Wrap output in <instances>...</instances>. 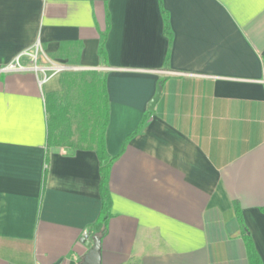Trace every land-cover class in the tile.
<instances>
[{
	"label": "crops",
	"instance_id": "1",
	"mask_svg": "<svg viewBox=\"0 0 264 264\" xmlns=\"http://www.w3.org/2000/svg\"><path fill=\"white\" fill-rule=\"evenodd\" d=\"M37 43L106 77L101 236L98 153L48 144L64 71L2 70ZM263 207L264 0H0V264H83L95 237L101 264H252L247 237L264 264Z\"/></svg>",
	"mask_w": 264,
	"mask_h": 264
},
{
	"label": "trees",
	"instance_id": "2",
	"mask_svg": "<svg viewBox=\"0 0 264 264\" xmlns=\"http://www.w3.org/2000/svg\"><path fill=\"white\" fill-rule=\"evenodd\" d=\"M168 29V23L166 22ZM106 37L100 42L99 53L106 61ZM64 94H49L46 97L48 110V144L62 147L94 149L101 163V191L103 208L99 219L91 228L95 235L101 236L107 230L110 218L109 170L115 158L106 149L105 134L109 124V97L106 88V77L94 71H64L62 74ZM145 115L139 131L147 118ZM76 132V134H75ZM238 211L239 208L237 207ZM264 211V207H263ZM239 218L242 219L239 214ZM252 264H263L250 237H247Z\"/></svg>",
	"mask_w": 264,
	"mask_h": 264
},
{
	"label": "built area",
	"instance_id": "3",
	"mask_svg": "<svg viewBox=\"0 0 264 264\" xmlns=\"http://www.w3.org/2000/svg\"><path fill=\"white\" fill-rule=\"evenodd\" d=\"M45 58L47 60L46 65L40 64V59ZM48 61L51 64H48ZM67 67L54 63L46 54L40 43H37L33 48L25 49L20 52L12 62L6 64L2 70H35L42 71L44 78H48V71L51 74H56L66 69ZM50 75V74H49Z\"/></svg>",
	"mask_w": 264,
	"mask_h": 264
},
{
	"label": "water",
	"instance_id": "4",
	"mask_svg": "<svg viewBox=\"0 0 264 264\" xmlns=\"http://www.w3.org/2000/svg\"><path fill=\"white\" fill-rule=\"evenodd\" d=\"M159 94H160V89L157 95L155 96V98L152 100L151 106L154 105ZM100 250H101V241L98 237H95L94 246H92L89 249V251L86 253L83 264H101Z\"/></svg>",
	"mask_w": 264,
	"mask_h": 264
},
{
	"label": "rangeland",
	"instance_id": "5",
	"mask_svg": "<svg viewBox=\"0 0 264 264\" xmlns=\"http://www.w3.org/2000/svg\"><path fill=\"white\" fill-rule=\"evenodd\" d=\"M41 60V59H40ZM54 63L58 64V65H61V66H64V67H67L68 65L62 63V62H56V61H53ZM48 64H51V62L48 61ZM46 65V64H45ZM65 70V69H64ZM64 70H62L61 72H63Z\"/></svg>",
	"mask_w": 264,
	"mask_h": 264
}]
</instances>
